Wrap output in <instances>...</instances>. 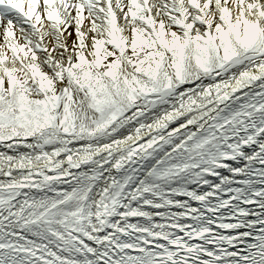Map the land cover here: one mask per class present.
<instances>
[{"label":"snow or ice","instance_id":"6c2138e0","mask_svg":"<svg viewBox=\"0 0 264 264\" xmlns=\"http://www.w3.org/2000/svg\"><path fill=\"white\" fill-rule=\"evenodd\" d=\"M0 264H264V0H0Z\"/></svg>","mask_w":264,"mask_h":264}]
</instances>
